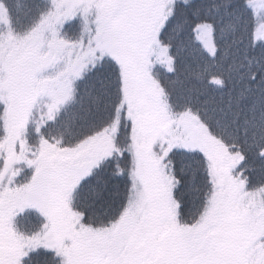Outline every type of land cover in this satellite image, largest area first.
<instances>
[{
  "label": "snow or ice",
  "instance_id": "obj_1",
  "mask_svg": "<svg viewBox=\"0 0 264 264\" xmlns=\"http://www.w3.org/2000/svg\"><path fill=\"white\" fill-rule=\"evenodd\" d=\"M0 264H264V0H0Z\"/></svg>",
  "mask_w": 264,
  "mask_h": 264
}]
</instances>
